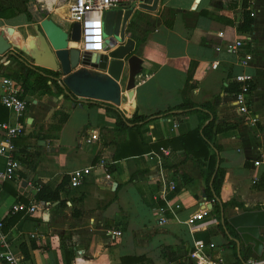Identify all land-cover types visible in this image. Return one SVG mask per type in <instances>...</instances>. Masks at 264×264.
<instances>
[{"label": "crops", "instance_id": "1", "mask_svg": "<svg viewBox=\"0 0 264 264\" xmlns=\"http://www.w3.org/2000/svg\"><path fill=\"white\" fill-rule=\"evenodd\" d=\"M49 2L0 0V37L21 47L35 37L34 26L45 18L65 28V17L55 18ZM244 12L255 16H249L248 31L238 32ZM125 32L133 43L130 56L139 61L134 86L127 91L138 115L181 104L188 71L196 63L189 99L199 105L212 102L217 123L236 125L215 139L221 147L219 168L224 172L220 201L233 204L222 210L219 222L214 205L205 200V166L187 151L160 148L112 161L129 135L115 131L114 120L93 101L66 95L55 101L64 93L59 94L46 77L51 95H41L38 88L33 93L22 89L20 97L27 104L22 117L16 118L0 104V123H19L24 128V134L13 141L20 169L12 181L0 180V220L10 251L26 264H205L216 260L242 264L264 257V249L257 256L252 246L238 248L228 237H235V231L227 222L243 212L264 210V0H159L154 11H135ZM238 39L253 53L245 69L239 66L240 54L226 51ZM12 51L24 62L8 54L10 50L0 55V94L5 77L17 75L21 86L30 70V82L49 71ZM242 72L253 77L247 115L238 112L233 95L224 93ZM123 81L127 85L126 65L119 84ZM123 108L119 110L130 118L129 101ZM61 115L66 116L62 123ZM202 122L198 114L157 119L141 128V139L146 145L171 140L194 131ZM110 166L115 169L112 174L106 172ZM3 167L0 157V171ZM84 169L89 174L78 187H71L70 176ZM171 184L175 193H164V186ZM41 185L60 189L59 201L49 202L48 217L11 213L14 203L35 199ZM207 203L211 210L194 227L189 226L187 220L205 211ZM162 216L165 221L159 224ZM115 231L121 235L114 237ZM259 233L264 237V227ZM62 239L69 246L68 260ZM197 243L203 244L202 250Z\"/></svg>", "mask_w": 264, "mask_h": 264}, {"label": "water", "instance_id": "2", "mask_svg": "<svg viewBox=\"0 0 264 264\" xmlns=\"http://www.w3.org/2000/svg\"><path fill=\"white\" fill-rule=\"evenodd\" d=\"M158 1L153 0L150 7L142 8L154 11ZM131 14L128 12L121 15L112 12L107 15L104 36L108 38L113 34L116 40H112L106 46V51H112L108 56H101L98 63H94L88 56H80L73 45L68 46L69 41L77 42L79 40L78 24H73L70 33H68L47 18L34 26L35 37L28 41L27 45L21 47L15 44L10 45L0 37V55L10 50L8 54L24 62L23 58L18 57V54L12 51L14 49L33 61L35 66L56 73V76H47L64 93L55 101L66 95L72 99L101 102L114 107H119L122 103L119 81L124 72V65H126L128 67L126 95L131 100L129 111L133 115L136 105L132 93H127V91L134 86V78L139 72V61L135 56H130L133 51L132 41H125V26ZM8 33L11 34L12 29H8ZM118 43L119 46L114 48ZM26 66L28 67V65ZM53 111L54 109L50 113ZM211 208V204H207V210L210 211ZM227 222L235 231V237L232 238L230 235L228 237L234 241L237 247L241 248V244L242 248L252 246L253 252L257 256H261L264 249V237L260 235L259 231L264 227V210L243 212L229 218Z\"/></svg>", "mask_w": 264, "mask_h": 264}, {"label": "built area", "instance_id": "3", "mask_svg": "<svg viewBox=\"0 0 264 264\" xmlns=\"http://www.w3.org/2000/svg\"><path fill=\"white\" fill-rule=\"evenodd\" d=\"M153 1V0H152ZM151 1V3H152ZM150 0H56L57 5H65L68 10V15L65 16L67 24L64 30L68 33L71 31L73 24L79 25V40L77 42H68V46L73 45V48L80 53V56H88L94 63L100 61L103 55H109L106 51V46L116 40L112 34L105 38V27L107 25V15L109 13H133L142 7H150ZM56 5V6H57ZM59 7V6H58ZM251 17L255 13H250ZM127 39L125 38V41ZM117 46L114 48L118 47ZM113 48V49H114ZM229 53L240 54L239 66L243 69L247 68L253 61V53L249 47L244 45L240 39L229 43L226 47ZM215 68V66H213ZM234 82L240 85L239 93L233 95L237 104V110L242 115H247L249 112L248 100L252 92L253 77L248 73H240L234 77ZM2 93L0 94V104L7 109L16 118H20L26 112L27 104L20 97L22 88L19 81L12 77H5L1 81ZM128 99V98H127ZM129 101V99H128ZM253 123L256 120L252 121ZM24 134V128L19 123H0V157L4 160L3 170L0 171L1 181H12L15 173L20 169V161L18 151L13 141ZM89 169L75 171L70 176V185L76 188L80 185L83 176L88 175ZM109 178V176H107ZM176 187L174 184L164 186V193H175ZM209 204V203H207ZM50 207L49 202H37L35 199L29 200L27 204L16 202L11 207V213H22L23 215L32 216L35 214L41 215L42 218L48 217L47 213ZM205 209V207H204ZM209 210H203L200 213L192 215L187 224L194 227L196 221L203 219L205 213ZM159 224H163L165 217L162 216L158 220ZM114 237H119L121 232L115 231L112 233ZM212 247V246H211ZM197 248L203 249L202 243H197ZM0 264H26L23 259L16 257L8 245L7 237L4 233V223L0 220ZM205 264H224L222 260L207 261ZM242 264H264V257L249 258Z\"/></svg>", "mask_w": 264, "mask_h": 264}, {"label": "trees", "instance_id": "4", "mask_svg": "<svg viewBox=\"0 0 264 264\" xmlns=\"http://www.w3.org/2000/svg\"><path fill=\"white\" fill-rule=\"evenodd\" d=\"M243 7L246 8V4H244ZM249 16L250 14L248 12L243 13L242 22L236 26L238 32H246L249 30L252 24V18ZM195 69L196 63H192L190 70L188 71L187 82L183 89V102L179 105L168 108L163 112H158L149 116L138 115V113L135 112L130 118H126L122 112L113 105L101 102H93L92 104L104 109L107 116L114 120L115 131L118 133H127L129 135L126 144H122L118 147V150L114 154L112 161H117L119 159L131 156H139L152 151L157 152L160 150V148H162L187 151L200 166H205V200L207 202H211L214 205L215 212L218 215V221L220 222V214L222 210H224L228 205H232L233 201L228 204L222 203L220 201L219 189L224 172L219 168L220 159L218 154L221 151V147L216 143L215 139L218 134L234 129L236 125L226 122L217 123L212 102H206L199 105L193 103L189 99L188 92L193 89L191 82ZM42 72L46 75H38L32 82L29 81V76H31L33 72L31 70L28 72L27 77L22 81L21 84V88L23 89L24 93H33L35 88H38L41 90V95H51L49 87L46 85L48 78L47 76H56V73L47 70ZM54 84L58 90V93L60 94L62 89L59 88L55 82ZM239 87L240 85L236 82L230 83L228 87L224 89V93L227 95H236L239 93ZM74 100H76V98H74ZM177 114H198L203 117V122L197 129L181 137L172 138L171 140H165L151 145H146L142 142L140 131L143 126L154 120L172 117ZM65 119L66 116L61 115L59 122L62 123ZM56 128L58 129V126ZM106 172L108 174H112L115 172V169L113 166H110ZM59 192V188L51 190L50 188L41 185L38 188L35 199L42 202H58ZM61 245L65 250L66 258L68 260L69 246L63 239L61 241ZM22 252L24 256H26L25 252L23 251V247ZM134 261L137 262L139 260L134 259Z\"/></svg>", "mask_w": 264, "mask_h": 264}, {"label": "rangeland", "instance_id": "5", "mask_svg": "<svg viewBox=\"0 0 264 264\" xmlns=\"http://www.w3.org/2000/svg\"><path fill=\"white\" fill-rule=\"evenodd\" d=\"M36 4H37V0H36ZM45 4H43V2L41 3V6L43 7ZM49 6H52L51 8V11H53V15H54V17L55 18H58L59 20H62L63 18L62 17H59L58 15H57V13H56V9L58 8V6H60V5H57L56 4V0H50V2H49V4H48ZM57 5V6H56ZM65 10V12H66V14H65V16H67L68 15V10H67V8L66 9H64ZM126 33V32H125ZM14 77H16V78H14ZM14 77H13V79L14 80H18V76L17 75H14ZM120 87H121V92H122V103H121V106H119V107H116L117 109H124L123 107L127 104V101H128V99H127V95H126V85L124 84V81L123 82H121L120 83ZM37 93L39 92L38 90L36 91ZM80 100V99H79ZM83 101V100H82ZM85 101H89V100H85ZM125 109H127V108H125Z\"/></svg>", "mask_w": 264, "mask_h": 264}, {"label": "bare ground", "instance_id": "6", "mask_svg": "<svg viewBox=\"0 0 264 264\" xmlns=\"http://www.w3.org/2000/svg\"><path fill=\"white\" fill-rule=\"evenodd\" d=\"M67 7L65 6V5H60L57 9H56V13H57V15L59 16V17H62V18H64L65 17V14H66V12H65V10L64 9H66ZM131 103V100L129 99V104ZM129 109H130V107H129Z\"/></svg>", "mask_w": 264, "mask_h": 264}]
</instances>
